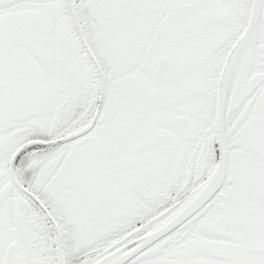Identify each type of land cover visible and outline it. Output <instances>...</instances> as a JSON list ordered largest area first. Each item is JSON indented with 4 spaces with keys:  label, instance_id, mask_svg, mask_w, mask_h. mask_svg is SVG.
<instances>
[{
    "label": "snow or ice",
    "instance_id": "6c2138e0",
    "mask_svg": "<svg viewBox=\"0 0 264 264\" xmlns=\"http://www.w3.org/2000/svg\"><path fill=\"white\" fill-rule=\"evenodd\" d=\"M0 264H264V0H0Z\"/></svg>",
    "mask_w": 264,
    "mask_h": 264
}]
</instances>
